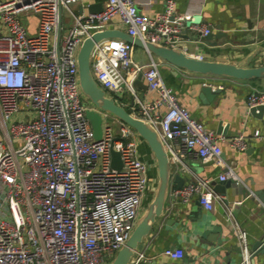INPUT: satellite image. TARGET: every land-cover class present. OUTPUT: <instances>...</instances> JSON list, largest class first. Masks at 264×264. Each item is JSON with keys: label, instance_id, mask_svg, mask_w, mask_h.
I'll return each instance as SVG.
<instances>
[{"label": "built area", "instance_id": "1", "mask_svg": "<svg viewBox=\"0 0 264 264\" xmlns=\"http://www.w3.org/2000/svg\"><path fill=\"white\" fill-rule=\"evenodd\" d=\"M163 3L162 13L148 16L138 12L134 0H104L98 13H89L91 3L85 0L0 1V264H109L128 240L155 180L138 152L135 131L84 99L77 52L84 39L110 29L114 17L133 38L182 49L190 17L175 13V0ZM24 19L34 20L32 32L30 23L22 25ZM190 30L199 37L210 32L199 25ZM134 49L121 39L94 45L90 70L99 87L156 132L169 159L182 155L178 147L203 162L225 166L219 181H237L221 159L223 136L207 130L179 103L163 81L160 59L147 52L148 62L138 64ZM139 75L155 99L135 96ZM246 105L247 113L264 106V91H251ZM87 110L101 117L99 139L85 117ZM231 145L245 148L241 137ZM112 151L119 154V169L111 166ZM173 194L182 203L197 195L204 209L214 207L207 181L188 183ZM261 206L264 210V202ZM235 236L240 264H252L245 231L236 229ZM163 253L183 257L181 249ZM141 257L133 255L129 264H138Z\"/></svg>", "mask_w": 264, "mask_h": 264}, {"label": "crops", "instance_id": "2", "mask_svg": "<svg viewBox=\"0 0 264 264\" xmlns=\"http://www.w3.org/2000/svg\"><path fill=\"white\" fill-rule=\"evenodd\" d=\"M85 1L92 4L104 0ZM134 2L138 12L148 16H156L164 10L163 0ZM175 13L190 18L199 15L202 19L199 26L209 27L211 32H216L215 27L220 26V32L227 35L220 47L207 46L196 38L186 40L182 37L181 46L187 47V54L200 55L203 60L226 59L236 64L251 58L248 63L245 62L246 65L264 64V0H175ZM32 22L29 21L30 24ZM110 28L124 31L118 17L112 19ZM133 59L138 64H146L148 53L134 49ZM159 70L164 83L172 89L192 118L214 133L219 124L226 130L224 135L220 134L223 136L220 142L221 159L226 166L233 168L237 181L231 180V185L225 188L228 205H221L215 185H218V176L224 172L225 166L203 162L193 153L182 152L175 147V151L182 155H169L172 174H178L183 179V185L207 181L214 207L210 211L204 209L197 195L186 203L180 202L173 194L178 186L171 177L163 212L154 220L149 234L134 252V255H142L138 264H240L236 229L246 233L252 254L251 263L264 264V246H258L264 240V210L261 206L264 202V114L261 119H256L247 113L246 105L251 91H264V78L239 81L204 76L162 60ZM140 82L146 86L142 77ZM206 85L219 90L210 100L200 98L201 88ZM133 88L135 96L142 101L156 98L146 87L142 89L135 85ZM238 137L245 142L243 150L231 145V140ZM138 152L141 159L149 164L150 176L156 185V178L153 177L155 160L141 139L138 141ZM153 192L154 189L150 190L146 198L153 197ZM219 226L221 230H213ZM166 249H181L183 257L171 258L163 253Z\"/></svg>", "mask_w": 264, "mask_h": 264}, {"label": "water", "instance_id": "3", "mask_svg": "<svg viewBox=\"0 0 264 264\" xmlns=\"http://www.w3.org/2000/svg\"><path fill=\"white\" fill-rule=\"evenodd\" d=\"M101 10V2H95L87 7L89 13H98ZM202 23L201 16H192L185 21V30L182 37L189 40L196 38V40L203 42L207 46L220 47L222 46V39L226 38V34L220 32V26H216V32H209L205 37H199V34L190 27L193 25H200ZM190 32L187 34V32ZM56 49L58 50V43L60 37V22L56 27ZM104 39H121L133 44L134 47L145 50L152 56L165 61L177 68L187 70L192 73H197L204 76H215L223 78H231L239 81H251L264 78V64L257 66L246 65L251 58H247L244 63L236 64L233 61L226 59L215 58V60H198L187 54V47L179 49L167 47L151 42H142L139 38H133L123 30L106 29L102 32L94 33L91 37L86 38L81 43L77 52V76L80 91L87 101V103L95 108L107 112L131 127L137 136L146 144L149 151L152 153L155 160L157 179L156 189L154 191L151 201L145 207V210L139 215L135 226L125 244L115 253L109 264H129V261L134 255L138 245L143 238L149 234L150 228L154 220L159 217L164 208V203L167 197L169 181L172 177L174 183L181 188L183 186V179L178 174H172L171 164L168 154L160 141L156 132L144 121L133 117L126 108L116 104L112 97L108 96L102 90L97 82L94 80L90 70V55L96 43ZM216 39V41H214ZM141 75L138 76L134 82V86L138 85L145 89L141 82ZM219 90H213L209 85L201 88L200 98L202 100L212 99ZM141 100V99H140ZM249 115L256 119H261L264 114V106H257L249 110ZM85 117L89 121L94 137L99 139L101 136V117L93 110H87ZM226 130L221 128L219 124L216 134H225ZM111 166L115 169L121 167L119 154L111 152ZM231 185V180L219 181L215 185V191L219 193L220 203L223 206L228 205L225 188ZM221 230V227L213 228V230ZM206 234V232H204ZM220 243V240H217ZM264 240L258 244L263 245Z\"/></svg>", "mask_w": 264, "mask_h": 264}, {"label": "rangeland", "instance_id": "4", "mask_svg": "<svg viewBox=\"0 0 264 264\" xmlns=\"http://www.w3.org/2000/svg\"><path fill=\"white\" fill-rule=\"evenodd\" d=\"M30 21H33V22H32V24H30V25L28 26V30H29V31H32V30H33V26H34V20H30ZM65 22H66L67 25H70V23H71L70 18L66 19ZM28 23H29V22H28ZM28 23H27V21H25V19H24V21H22V25H23L25 28H27V24H28ZM135 49L138 50V48H136V47H135ZM124 100H125V101L128 100V96H127V95L124 96ZM0 135L2 136L1 131H0ZM15 146H16V144H15ZM153 175H154L153 177L157 179L156 165L154 166V169H153ZM155 189H156V185H154V191H155ZM153 194H154V192H153ZM151 199H152V197L149 198V199L146 198V202L144 203L145 205L143 206V207H144V208H143V211L145 210V207H146L147 204L151 201Z\"/></svg>", "mask_w": 264, "mask_h": 264}]
</instances>
